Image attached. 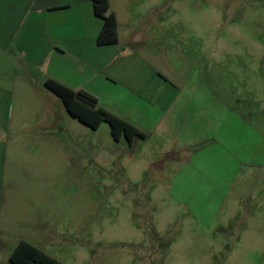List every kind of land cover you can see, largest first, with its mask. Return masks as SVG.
Listing matches in <instances>:
<instances>
[{
    "label": "rangeland",
    "instance_id": "obj_1",
    "mask_svg": "<svg viewBox=\"0 0 264 264\" xmlns=\"http://www.w3.org/2000/svg\"><path fill=\"white\" fill-rule=\"evenodd\" d=\"M144 1L139 27L168 50L165 77L194 66L202 86L218 81L176 109L171 160L163 135L130 149L54 107L75 146L59 153L50 236L36 245L60 264H264V0Z\"/></svg>",
    "mask_w": 264,
    "mask_h": 264
},
{
    "label": "crops",
    "instance_id": "obj_2",
    "mask_svg": "<svg viewBox=\"0 0 264 264\" xmlns=\"http://www.w3.org/2000/svg\"><path fill=\"white\" fill-rule=\"evenodd\" d=\"M135 2L108 1L118 41L100 45L104 21L93 0H0V264H12L22 242L49 256L36 244L50 236L61 148L70 155L68 147L75 144L56 131L54 107L62 100L46 82L88 93L99 108L139 130L144 137L134 138L130 149L163 135L168 145L160 143V153L168 154L166 160L174 156L171 140L183 137L174 124L176 109L195 94V86L198 98L200 90L208 98L212 93L218 77L209 74L202 86L194 66L186 80L165 77L161 66L167 65L168 50L153 45L150 23L139 27L147 23L151 5ZM215 65H209L212 71ZM255 101L261 108L262 100ZM158 165L164 168L165 161Z\"/></svg>",
    "mask_w": 264,
    "mask_h": 264
},
{
    "label": "trees",
    "instance_id": "obj_3",
    "mask_svg": "<svg viewBox=\"0 0 264 264\" xmlns=\"http://www.w3.org/2000/svg\"><path fill=\"white\" fill-rule=\"evenodd\" d=\"M108 1L93 0L96 16L104 21L103 29L98 38L100 45L116 44L118 41L116 18L114 15L108 14ZM45 87L62 100L66 111L73 119L86 127L97 130L102 123H107L115 141H119L123 136L129 144L136 137H144L132 125L99 108L97 99L88 93L74 92L52 81L46 82ZM10 262L12 264H60L57 260L50 258L25 242L20 243L14 250Z\"/></svg>",
    "mask_w": 264,
    "mask_h": 264
},
{
    "label": "water",
    "instance_id": "obj_4",
    "mask_svg": "<svg viewBox=\"0 0 264 264\" xmlns=\"http://www.w3.org/2000/svg\"><path fill=\"white\" fill-rule=\"evenodd\" d=\"M155 168L162 169V166L157 164V165H155Z\"/></svg>",
    "mask_w": 264,
    "mask_h": 264
}]
</instances>
